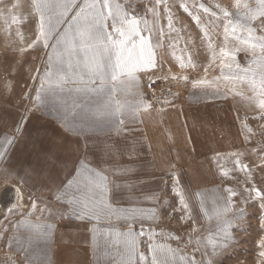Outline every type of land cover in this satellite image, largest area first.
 Returning <instances> with one entry per match:
<instances>
[{"label":"rangeland","instance_id":"obj_1","mask_svg":"<svg viewBox=\"0 0 264 264\" xmlns=\"http://www.w3.org/2000/svg\"><path fill=\"white\" fill-rule=\"evenodd\" d=\"M200 2L209 7L220 4L235 11V0H177V3H188L190 6ZM25 3L26 0H0V130L10 128L24 106L29 104L21 96L26 97L24 90L31 91L33 88L35 70L40 69L42 77V66L47 63L45 57L48 50L41 48L20 56L13 50L14 46L9 47L6 30L11 28L12 39H16L15 31L19 26L15 25V21L22 13L27 15L26 9L22 8ZM144 3L146 0H133L138 14L142 13ZM172 11L174 27L180 29L179 37L175 32L167 34V22L161 10L160 24L166 34L161 36L154 31L152 39L154 44L159 40L162 45L156 49V54L163 69H171L177 75L187 74L189 80L157 82L153 97L152 89L147 87L148 76L140 74L143 87L139 91L153 103L151 111L137 110L141 97L137 95V88L129 85V91H118L115 97L126 102L124 119L127 129L120 133L115 130L116 127H124L116 124L115 115L96 120L90 131L85 129L90 137L88 149L69 152L65 149L64 138L74 142L77 137L57 119L61 102L69 107L73 103L83 106L76 110L78 122L81 116L87 115L91 118V114L108 101L109 93L107 88L99 94L68 92L65 89L56 97L48 94L44 106L35 112L28 126H49L57 132L63 128L60 138L53 137L50 146L54 152L70 161L68 170L74 164L78 167L76 161L84 159L85 155V163L91 167L130 169L126 174L113 176L115 184L119 185L113 190V207L143 209L145 212L155 209L157 220H145L143 223L145 229L151 227L157 233L163 232V235H157L152 240L155 245L165 246L157 255L160 258L169 256L167 246L171 245L177 250V257L194 255L199 262L206 257L195 251V240L201 238L203 251L210 253V246L205 244L206 237L218 232L224 222L231 218L232 213L224 210L223 190L233 187L240 191L247 186L243 184L245 174L242 172H233L234 179L222 178L217 163L226 169H232L230 154L237 151L243 153L241 160L253 169L255 186L264 189V171L259 167L261 158L258 153L252 152L257 145L264 144V134L261 131V124L264 122L253 118L259 110L255 101L249 99L254 96L253 78L258 82L259 73L258 68L253 66V72L240 73L242 79L234 80L229 79L233 73L222 71L216 65L208 73H204L202 67L207 66L210 57L201 44L199 28L179 7H174ZM200 15L202 20H209L206 14ZM22 31L26 40L33 38V31L29 26H25ZM218 31L222 33V27ZM173 43L175 48L172 47ZM216 43L219 45L221 41L216 40ZM231 46L234 44H230ZM189 54L197 68L185 72L178 67L179 61L176 57H187ZM238 60L242 67L251 64L245 52L239 53ZM202 80L207 82L197 84V81ZM35 87L39 88V81L35 82ZM166 88L171 89V94L164 91ZM161 95L165 99L174 100V103L161 110V105L156 100ZM32 102H35L34 96ZM130 113L135 114L134 120ZM245 124L254 133L249 138L250 143L245 139ZM80 139L84 137L81 136ZM2 144L3 137H0V146ZM105 146L113 151L102 152L101 149ZM217 153L221 154L219 161ZM28 163L35 164L36 157L30 150L25 151L23 144L9 157L0 161V192L6 186L23 184L21 177ZM8 169H14L16 173L5 180L4 172ZM66 175L67 170L61 171L59 178L63 179ZM177 175L181 177V189L195 218L191 225H182L179 220L181 213L172 211L173 208L180 207L179 198L173 191L174 177ZM29 183L31 188L22 189L25 195L32 192L34 198L49 202L53 215L40 212L31 214L26 201L22 212L12 214L5 220L6 212L0 207V229L7 228L8 233L5 236L15 234L21 242L19 245L13 243L9 249L6 238L0 239V264H12V261L15 264H29L25 259L26 255L34 264H48L49 261L51 264H122L126 257L125 237L122 233L127 230L130 219L123 213L118 217L99 214L98 218L83 222L61 219L60 213H67L68 207L55 201L50 188L42 187L31 180ZM236 199L239 204L240 198ZM201 203L207 210V216L201 209ZM243 206L247 210L246 219L238 221L231 229L235 242L220 255L211 257L213 264H264V257L260 256L264 249L259 247L260 240L264 238L260 203L252 199ZM39 207L42 209L44 205L40 204ZM49 224L55 225L54 235L53 230L48 228ZM133 227L138 230L139 222ZM93 228L96 229L95 232L92 231ZM192 228H197L198 231L191 233L193 243L185 247L186 233ZM169 234L181 236V243L168 239ZM136 240L138 251H144L150 256L147 238L137 236ZM19 247L26 251H19Z\"/></svg>","mask_w":264,"mask_h":264},{"label":"snow or ice","instance_id":"obj_2","mask_svg":"<svg viewBox=\"0 0 264 264\" xmlns=\"http://www.w3.org/2000/svg\"><path fill=\"white\" fill-rule=\"evenodd\" d=\"M174 7H179L197 25L200 31L201 44L205 47L209 61L207 66L202 67L204 73H208L213 65L222 71L227 70L233 75L229 79H242L240 73L253 72V66L258 68L259 81L255 77L252 81V99L258 108V114L254 119L264 122V0H235V11H230L227 7L215 4L212 7L200 2L198 5L193 3H177V0H146L142 13L138 14L133 5V0H26L22 8L26 9L27 15L23 13L16 19L15 37L12 39L13 31L11 28L6 30V37L9 38V47L20 56L29 51L38 49L48 50L46 52V65H43V75L40 69L35 70V80L31 91L25 89L29 104L25 105L23 111L18 114V118L13 121L10 128L5 127L0 130V137H3V144L0 146V161L9 157L20 145L25 146V151L31 152L36 157V163H28L24 168V175L21 177L23 184L20 186L9 185L6 187L4 196L10 198L9 205L6 206L5 220L12 214L22 212L25 202L28 203V211L35 215L37 212L53 215L52 206L47 201L34 198L32 192L25 195L22 189L31 188L29 180L48 187L52 191L55 201L61 202L68 207L67 213H60L61 219L87 221L98 218L99 214L107 216L123 213L131 223L127 230L122 233L125 237L126 257L122 264H213L211 257L220 255L226 251L235 237L231 231L233 225L247 217L246 205L249 200L255 199L260 203L261 217L264 221V189L256 187L253 182V169L241 160L243 153L232 152L233 168L226 169L219 162L217 168L222 178L234 179L233 172L245 174L243 181L245 187L240 191L233 187L224 189V210L232 213L231 218L224 222V226L218 232L206 237V246H210L211 252L203 251L201 238L195 240L196 252L201 253L206 258L197 261L194 255H180L177 257V250L171 245L167 246V257L160 258L157 252L164 248L163 245H155L152 240L157 235L153 228L145 229L144 221H156L157 213L155 209L145 212L143 209H123L113 207V190L119 185L115 184L113 176L126 174L130 171L127 168L113 167L111 170L102 166L91 167L85 163L84 159L76 161L78 167L74 166L68 170L69 160L63 158L53 151L50 146L53 137L60 138V133L49 126H36L29 128V121L34 118L35 112L44 106L47 95L56 97L58 93H101L105 88L108 89L109 99L101 107H98L91 118L87 115L81 116L76 121L78 115L77 108L82 105L73 103L70 107L61 102L58 109L57 119L68 131L74 132L77 139L69 141L64 138L65 149L71 151H84L88 149L90 137L87 130H91L96 120L117 116L116 124L124 125L123 128L116 127L118 133L127 129L124 119L126 102L116 99L118 91H129V85L137 88V95L141 97L138 109L144 112L151 111L154 107L151 100L144 97L139 91L143 87L140 74L148 76L147 87L152 89V96L155 97L154 85L157 82L166 83L167 81L183 80L187 82L189 76L181 73L177 75L171 69H163L157 59L156 49L161 47L159 40L153 43L152 34L154 31L161 36L165 35L164 27L160 24L161 10L167 22V34L175 32L179 37L180 29L174 27L173 11ZM198 9V11H197ZM200 13L206 14L209 20H202ZM239 17V19H233ZM219 22V23H217ZM25 26H29L33 31V38L26 40L24 32ZM222 27V33L218 31ZM216 40L221 43L217 45ZM230 44L234 46L230 47ZM175 43L172 47L175 48ZM240 52H245L251 61L248 67H242L238 60ZM179 61L178 67L182 70L194 71L197 68L191 54L187 57H176ZM218 61V63H217ZM235 70V72H234ZM39 81V88L35 87V82ZM207 81H197L205 83ZM71 85V87H69ZM164 91L171 94V89ZM242 95V93H238ZM33 96L34 100L33 101ZM157 103L164 106H171L174 100L165 99L163 95L156 98ZM132 120L135 114L130 113ZM111 122V121H109ZM142 122V121H141ZM77 123L79 126H77ZM59 128V125H57ZM245 139L250 141V136L254 135L251 127L245 124ZM261 131L264 134V123L261 124ZM83 136L84 139H80ZM75 145L73 148L72 145ZM102 152L111 153L113 149L106 146ZM253 154H259L261 158L260 170L264 171V144L257 145L252 149ZM217 161L221 159V154L217 153ZM67 170V175L59 178L61 171ZM16 173L14 169L4 172L5 180H8ZM173 191L179 198V209L173 208V212H180L179 220L182 225H191L195 222L189 203L181 189V177H174ZM240 198V203L237 202ZM154 199H159L154 197ZM40 204L44 207L41 209ZM201 209L205 216L208 215L201 203ZM139 222L140 227L134 230L133 225ZM53 230L55 225H48ZM96 231L95 228L92 229ZM198 231L192 228L187 232V244L193 243L192 232ZM264 231V228H262ZM8 233L7 228L0 229V239L6 238V246L11 249L13 243L19 245V238ZM119 235V234H118ZM146 237L147 249L151 255L144 251H138L136 237ZM168 239L181 243L182 237L169 234ZM95 242V237H93ZM259 247L264 249V238L259 242ZM19 251H26L23 247ZM264 257V251L260 252ZM11 260V258H9ZM25 259L29 264H34L27 255ZM15 264V261H12ZM48 264H51L49 261Z\"/></svg>","mask_w":264,"mask_h":264},{"label":"water","instance_id":"obj_3","mask_svg":"<svg viewBox=\"0 0 264 264\" xmlns=\"http://www.w3.org/2000/svg\"><path fill=\"white\" fill-rule=\"evenodd\" d=\"M6 187L0 192V207L2 208L3 212H6V206L10 203V198L4 196Z\"/></svg>","mask_w":264,"mask_h":264},{"label":"crops","instance_id":"obj_4","mask_svg":"<svg viewBox=\"0 0 264 264\" xmlns=\"http://www.w3.org/2000/svg\"><path fill=\"white\" fill-rule=\"evenodd\" d=\"M0 127H1V125H0Z\"/></svg>","mask_w":264,"mask_h":264}]
</instances>
